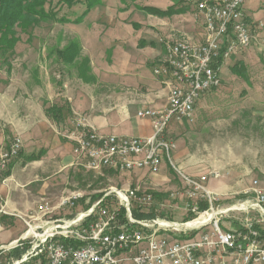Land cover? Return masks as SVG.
<instances>
[{
    "label": "built area",
    "instance_id": "obj_1",
    "mask_svg": "<svg viewBox=\"0 0 264 264\" xmlns=\"http://www.w3.org/2000/svg\"><path fill=\"white\" fill-rule=\"evenodd\" d=\"M244 0H215L207 8L206 0L197 4V17L204 20L206 38L197 48L176 47L166 43L165 56L153 72L168 89L167 104L161 109H141L138 116L153 122V133L147 137L110 136L97 132L84 117H76L66 137L73 143V152H81L78 164L95 163L99 147L114 148V156L106 157V169L118 173L148 170L159 174L157 158L166 156L171 162L176 148L173 140L164 137L170 122L192 123L196 106L208 92L222 83L220 70L224 57L247 51L257 38L256 27L245 17ZM224 8H231V20H222L219 39L209 36L211 17L222 19ZM164 41V40H163ZM167 69H174L176 80H169ZM154 114H162L161 123H154ZM77 131V138H70ZM23 147L21 137H15L0 153V184L4 182L6 163H12ZM104 171V174H105ZM178 170L177 172H179ZM203 177L180 172L186 195L193 199L186 204L190 220L177 221L161 217L138 218L134 214L158 212L155 194L147 189L119 190L114 187L86 209L76 210L84 194L65 196L54 208L51 203L38 206V215L25 216L26 230L19 240L6 250L26 248L18 258H0V264H254L264 262V186L255 179L247 192L249 197L239 204L220 209L208 183L221 177L211 171ZM103 174V175H104ZM208 202L201 209V202ZM61 207V208H60ZM69 208L68 218L44 216L57 209ZM76 210V211H74ZM243 211L241 225L236 230L223 229L222 218L230 212ZM258 212L260 218L252 213ZM76 212V214H74ZM5 211L0 208V215ZM39 222V223H38ZM169 229V236H162Z\"/></svg>",
    "mask_w": 264,
    "mask_h": 264
},
{
    "label": "rangeland",
    "instance_id": "obj_2",
    "mask_svg": "<svg viewBox=\"0 0 264 264\" xmlns=\"http://www.w3.org/2000/svg\"><path fill=\"white\" fill-rule=\"evenodd\" d=\"M191 1L187 0L189 3ZM193 1L196 3L194 5L192 2V8L194 5V9L197 11V4L201 0ZM182 2L181 0H101V3H97L84 17L85 20L76 23L74 21L86 10V3H78L71 8L60 3L59 0H52V8L57 10L59 17L67 18V22L54 21L49 18L43 19L30 26L26 31L18 30L20 41L13 51L4 53L0 48V107L10 103L9 101L12 99L22 100L23 98L36 97L42 99L49 97V95H52L56 102L58 97L64 98L62 93L66 90L65 84L67 82L69 87L73 88L72 93L78 95L76 93L81 90L77 89L80 82L77 76L83 58L80 50L86 46L91 48V54H99L101 63H97L94 58L96 65L93 68L96 67L97 70L105 71L106 60L111 63V59L114 58L117 50H123V47L118 46L121 41L116 43L112 40L117 33L132 34L138 31L140 34H149L151 37L156 34L157 41L162 38L166 40V43H203L205 32L197 21V23L192 21V24L197 27L195 30L191 26L189 27L194 32L187 29L183 30L179 36L173 37V33L163 29L165 25L160 23L162 17L144 9L155 7L166 10ZM245 2V13L248 19L258 21V26H256L258 39H255L256 42L247 51L226 60L221 74V86L209 92L199 102L195 111L194 122L179 123L173 119L164 132V137L173 140V143L176 144L174 152H178L180 159L175 161V165H183L184 169L177 172L175 168L169 165L167 168L168 176L164 174L162 177L161 175L162 181L155 182H158V189L165 190L162 191V194L168 196L155 199L161 217L183 221L195 216L193 214L187 216L185 206L187 203H191L193 199L186 195L187 190L182 182L180 172L187 174V171H191L192 175L198 178L203 177V174L212 176L208 172L219 171L221 177H213V182L217 186L219 185V192H215V197L217 198L216 204L219 205L220 209L244 201L249 196L247 190L255 179H258L264 186V30L262 29L264 26V0H245ZM47 8H49V1ZM184 10L186 9L184 8ZM181 11L183 9H179L176 14L181 13ZM188 21L187 18L183 23L188 24ZM120 22L123 24L119 25ZM261 22L263 23L262 27L260 26ZM151 24H155L156 29H158L156 33ZM200 29L199 35H195V31L198 32ZM128 43L131 44L129 41ZM71 44L78 46L76 51L80 55V58L73 64L71 60L68 59L69 62H67L60 55V52ZM235 65H238L237 71L233 69ZM71 66L73 69H69ZM114 80L113 77L108 79L103 77L101 81H98L99 83L90 85V94H114L116 91ZM44 83L51 84V93L46 88L37 86L44 85ZM41 88L44 93H39ZM3 98L5 101L2 100ZM162 99L164 98L162 97ZM160 120L162 121V114H156L154 123ZM4 125V121L0 119V134L3 133V129H7ZM24 150L23 144L20 152V158L23 161L26 157ZM75 156L77 160V155ZM164 160L167 164L174 165L172 159L170 162L164 156L163 162ZM61 167L62 164L57 166L58 169H48V174L42 179L44 182L50 183L51 187L56 185L64 191V193H56L58 195L52 203L55 206H59L63 198L72 195L73 192L84 194L85 199H80L77 203H81L86 209L89 206L86 200L90 203L94 202L114 186H118L119 190H137V187L120 188L124 186V175L115 171H105L104 169L96 172L86 169L87 172L70 165L64 169ZM5 176L6 174L3 177ZM149 187L153 188L154 185L151 184ZM153 189L148 190L153 193L157 192ZM44 203L50 202L44 199ZM204 203L206 201L201 202L202 210ZM252 214L260 218L258 212ZM51 215L68 218L65 216V211L59 209L58 212L55 211L53 214L46 215L43 219H48ZM245 215L243 211H234L230 212L227 218L235 216L234 218L241 220ZM228 219H222L221 227L225 230L236 227ZM19 220L25 227L24 217L19 218ZM1 230L2 226L0 225ZM162 236H169V231H162ZM10 244L5 247L10 246Z\"/></svg>",
    "mask_w": 264,
    "mask_h": 264
},
{
    "label": "crops",
    "instance_id": "obj_3",
    "mask_svg": "<svg viewBox=\"0 0 264 264\" xmlns=\"http://www.w3.org/2000/svg\"><path fill=\"white\" fill-rule=\"evenodd\" d=\"M181 1H183L182 3H184V5L178 3L177 7L180 8V10L183 9L184 12L181 11V13L175 14L172 17H162L163 19H160V23L165 25L163 29L169 33H173V37H175V35L179 36L183 30L188 29L193 31L189 28L190 26L195 30L197 27L192 24V21H195V23H199L201 29L205 32V34L204 32L203 34L206 38L205 27L204 25L202 26V20L197 17V11L194 9L196 2L193 0L190 3L187 2V0ZM192 2H194L193 8ZM184 8L186 10H184ZM187 18L189 19L188 24H184L183 22ZM246 20L251 21L253 26H258V21L249 20L247 16ZM96 21L99 20L96 19ZM122 24L121 22L119 23V25ZM262 25L263 23L261 22L260 26L262 27ZM151 26L156 33L158 29H156L155 24H151ZM201 29L198 32L195 31V35H199ZM262 29L264 30V26ZM158 35L160 34L158 33ZM155 36L157 35L155 34ZM155 36L151 37L149 34L145 33L140 34L138 31L132 34H115L112 40L116 43L121 41L118 46L123 47V50H117L114 58L111 59V63L106 60L105 71L102 69L97 70L96 67L93 68V66L96 65L95 60L97 63H101V57L99 54H91V48L84 46V48L80 50L83 58L81 59V68H79L77 76L78 80H80L77 89L81 90L79 93H76L78 95H75L74 92L72 93L73 88L69 87V83L67 82L65 84L66 90L62 93L64 98L58 97V101L56 102L53 100L52 95H49V97L42 99L38 97L23 98L22 100L12 99L9 101L10 103L0 107V119L4 121V126L7 127V129H3V133L0 134V151L10 145L16 136H19L24 140V154L26 155L24 161L19 155L12 162L7 170L10 171V174L5 176L4 182L0 184V208L5 211V216L7 217L5 223H0L2 226V230L0 231L1 259L8 260L13 257L11 255L12 251L6 250L5 246L19 240L25 232L26 225L24 227L19 222V218L30 216L31 214L36 216L38 214V206L42 203L43 199L52 204L54 198L58 195L56 193H64L61 187L56 185L51 187L50 183L42 180L46 177L49 170L57 168V166L62 164L61 169L70 165L71 167L78 168V170L88 172V170L77 163L76 156L73 152V143L66 137V132L72 127V121L76 117H84L91 127L97 130V132L105 135L116 134L122 137H147L153 133L152 120L139 117L138 112L141 109L147 108H164L168 100V89L153 72L155 65L166 55V40L163 41L161 38L157 41ZM128 41L131 42V44H129ZM121 44L125 45L122 46ZM78 58H80V55L77 54L76 58L72 60V64L75 63ZM69 69H73V67L71 66ZM103 77L104 79H108L109 77L115 78L113 82L116 91L114 94L106 93L99 95L100 93H98V95H91L89 91L90 85L99 83L98 81H101ZM37 86L46 88L49 93L52 92L50 91L52 90L50 89V83ZM42 88L39 90V93L43 92ZM208 93H206L199 102ZM162 97L164 99H162ZM2 100L5 101V98ZM157 123H161V120ZM11 136L14 137L10 138ZM174 151L172 152L174 166L167 164L166 160H164L159 174H152L148 170L122 172L120 174L124 175V186L120 188L139 187L143 190H148L156 186L153 190L157 192L154 193L159 194L161 198L168 197L162 194V191L165 190L158 189L157 185L158 182L162 181L160 176L162 175L163 177L164 174L167 175V168L169 165L175 168L176 171L184 169L183 165H175V161H177V159L179 160L180 156L178 152L175 153ZM31 153L38 156L36 160H28V157L32 155ZM187 172L189 175H192L191 171ZM164 178L168 179L167 177ZM156 181L158 182L155 183ZM213 181L214 179L212 178L208 183L209 188L213 192L218 193L219 185L217 186ZM151 184L154 185L153 188L149 187ZM248 197L249 196H247L246 199ZM206 203L208 204V202ZM77 205V211L84 209L81 203H77ZM57 207L58 206L54 205V208ZM176 207L178 208V206ZM63 211H65L67 215L72 212L69 208H63ZM157 214L159 215L160 213L157 212L155 216ZM159 216H161V214ZM234 217H228L230 219L226 217V219L231 220L236 226L229 230H236L241 225V221ZM222 219L224 220L225 218ZM220 223H222V220ZM261 226H264V223L259 225V227ZM254 264H264V262Z\"/></svg>",
    "mask_w": 264,
    "mask_h": 264
},
{
    "label": "trees",
    "instance_id": "obj_4",
    "mask_svg": "<svg viewBox=\"0 0 264 264\" xmlns=\"http://www.w3.org/2000/svg\"><path fill=\"white\" fill-rule=\"evenodd\" d=\"M49 1V8H47V2ZM60 3L65 4L67 7H74L78 3H86V10L79 16L74 22L80 23L89 11L97 4L101 3V0H59ZM52 0H0V48L4 53L13 51L17 43L20 41L19 29L26 31L30 26L40 22L43 19H52L54 21L67 22L68 19L64 16L59 17L57 10L52 8ZM145 10L159 15L160 17L172 16L179 12V9L173 5L166 10L146 7ZM78 46L71 44L65 50L60 52V55L64 57V60H74L77 55ZM238 65L233 67L237 71ZM240 70V69H239ZM37 155L32 154L28 157L29 161L37 159ZM9 169V168H8ZM7 169V170H8ZM86 169V168H85ZM6 170V176L10 174V171ZM104 170V169H103ZM92 171V170H89ZM102 171V170H101ZM100 172V171H99ZM155 194V199H160L159 194ZM157 196V197H156ZM208 204H202V208H207ZM136 217H153L155 212L151 213H134ZM7 217L5 214L0 215V223H5ZM188 218L187 220H189ZM28 248V246L26 247ZM26 248H15L11 255L15 258L20 257L26 250Z\"/></svg>",
    "mask_w": 264,
    "mask_h": 264
},
{
    "label": "bare ground",
    "instance_id": "obj_5",
    "mask_svg": "<svg viewBox=\"0 0 264 264\" xmlns=\"http://www.w3.org/2000/svg\"><path fill=\"white\" fill-rule=\"evenodd\" d=\"M206 6H207V8H214L215 0H212V1L206 0ZM245 17H246V13H245ZM222 20H231V8H224V12L222 13V19H220L218 17H211L209 36H211L212 39H219L221 26H222ZM202 23L204 24V20H202ZM167 43H172V45H176V47H183V48H197L198 46H200V44H195L192 42H167ZM165 56H168V49H166V55ZM228 58L229 57H224L223 65L225 64L226 60H228ZM222 69L223 68H221V70H220V79L222 77L221 76ZM167 76H168L169 80H176L175 70L174 69H167ZM155 115L156 114H154V116ZM110 136H118V135H110ZM70 138H77V131H70ZM74 153H75V155H77L78 159H81V152H74ZM113 156H114V148L99 147L97 149V152H96V160H98V167H95V163L80 164V165L83 166L84 168L88 169V170L99 172L103 169H106V157H113ZM163 157L164 156H159L157 158V167H161L162 162H163ZM11 164L12 163H6V170L10 167ZM112 189H114V187L111 188L110 191ZM120 190H124V189H120ZM107 192H109V191H107ZM77 193L78 192H75V193L73 192L72 195H77ZM162 231H169V229H162Z\"/></svg>",
    "mask_w": 264,
    "mask_h": 264
}]
</instances>
